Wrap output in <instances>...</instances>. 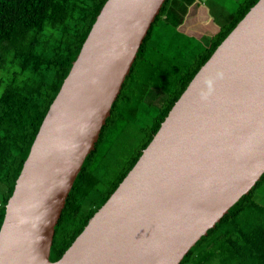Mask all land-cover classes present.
Here are the masks:
<instances>
[{
	"label": "water",
	"instance_id": "obj_1",
	"mask_svg": "<svg viewBox=\"0 0 264 264\" xmlns=\"http://www.w3.org/2000/svg\"><path fill=\"white\" fill-rule=\"evenodd\" d=\"M166 0H107L31 145L0 264H180L264 174V0L218 45L62 256L66 200Z\"/></svg>",
	"mask_w": 264,
	"mask_h": 264
},
{
	"label": "trees",
	"instance_id": "obj_2",
	"mask_svg": "<svg viewBox=\"0 0 264 264\" xmlns=\"http://www.w3.org/2000/svg\"><path fill=\"white\" fill-rule=\"evenodd\" d=\"M106 1L0 0V183L6 188L0 199V226L5 204L47 110ZM257 1L240 0L208 44L175 35L153 48L148 41L155 24L161 20L181 35L179 27L195 3L166 0L68 195L55 227L52 262L62 256L132 169L189 82ZM160 99V107L148 103ZM139 119L145 126L137 129V142L128 149L125 132L112 135L121 124L134 126ZM263 185L264 174L180 264H264V205L255 197Z\"/></svg>",
	"mask_w": 264,
	"mask_h": 264
},
{
	"label": "rangeland",
	"instance_id": "obj_3",
	"mask_svg": "<svg viewBox=\"0 0 264 264\" xmlns=\"http://www.w3.org/2000/svg\"><path fill=\"white\" fill-rule=\"evenodd\" d=\"M218 1H219V3H217V4L220 6L219 10H218V7H214V9L211 10L210 13L213 17L216 18L218 23H223L227 19V15L222 14L221 10L227 11L229 16H231L236 11L238 4H235V1H233V0H218ZM191 6L188 8V11H187V14L185 15V18H189L191 23H192V21L194 22L192 27L195 28L197 33H203V35H204V33H206L205 29H207V28L204 25L201 26L200 24L203 21H205L204 18L207 16L206 13H208V12L203 11V12H201V16L199 17V14H198L197 15L198 17H197L195 15L196 14L195 8L194 7L191 8ZM202 14H203V16H202ZM193 15H195V16H193ZM210 30H212V29H210ZM175 35H177V39H182V38H184V36H190V38L197 39V37L188 35L183 31L181 32V35L178 32L174 33L172 31V27H170L169 25H165L160 20L159 22H157L155 24L154 28L152 29L151 38L148 41V45L153 47V48L155 46L160 47V45H157L158 42H160V44H162V42H163V44H166V43H168L169 38L170 37L174 38ZM190 41L195 43L196 45H198V43H196V41H194V40H190ZM161 48H162V50H164V48H167V47H164V45H163V46H161ZM161 94L165 95L164 92H161ZM146 97L150 98L148 95ZM147 98L145 99V101L147 100ZM153 100H155V98ZM160 101L163 102V100L160 99V100H158V102L154 101V103H152V102H148V103L150 105L155 106V107H157V106L160 107L162 105ZM135 122H136V124L134 126L132 125V123H130L128 125H122L121 124L119 126V130L116 133H113V135H112V136H115L118 133L123 134V132H125L124 135H126V136H125L124 143H125V146H127L126 148H128V149L131 148L133 145H135V143L137 142V138H138L136 135V133H138L137 129H140L141 127L145 126L144 122L141 121L140 119L135 121ZM5 191H6V188H5L4 184L0 183V199H1L3 192H5ZM255 197H256V200L258 202H260L262 205H264V185L259 190L256 191Z\"/></svg>",
	"mask_w": 264,
	"mask_h": 264
},
{
	"label": "crops",
	"instance_id": "obj_4",
	"mask_svg": "<svg viewBox=\"0 0 264 264\" xmlns=\"http://www.w3.org/2000/svg\"><path fill=\"white\" fill-rule=\"evenodd\" d=\"M233 1H235V4H238L240 2V0H233ZM217 3H219L218 0H195V3L192 4L191 6V8L193 7L195 8L196 16L199 14V17H200L201 12L203 11L208 12L206 13L207 16L204 18L205 21H203L200 24L201 26L204 25L207 28L205 29L206 33H204V35L203 33L196 32L195 28L192 27L194 22L192 21L191 23L189 18H185L184 22L180 25L179 27L180 31H183L187 33L188 35L195 36L197 37V39L201 40L202 43L207 44L209 39L220 30L222 24L225 23L229 18V14L225 10H221L222 14L227 15V19L223 23H218L216 18L211 15L210 12L211 10L214 9V7H218V10H219L220 6Z\"/></svg>",
	"mask_w": 264,
	"mask_h": 264
}]
</instances>
